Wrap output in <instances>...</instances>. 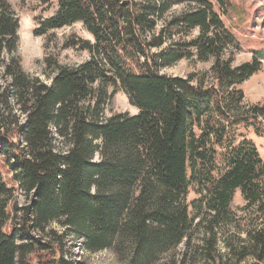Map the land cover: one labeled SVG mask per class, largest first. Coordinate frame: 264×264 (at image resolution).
Returning a JSON list of instances; mask_svg holds the SVG:
<instances>
[{"label":"trees","instance_id":"obj_1","mask_svg":"<svg viewBox=\"0 0 264 264\" xmlns=\"http://www.w3.org/2000/svg\"><path fill=\"white\" fill-rule=\"evenodd\" d=\"M55 1L35 35L81 23L94 42L71 37L66 47L90 60L57 64L47 85L24 71L19 19L0 0V264H77L66 252L71 239L125 264H162L185 241L178 261L185 264L199 225L206 263L264 264V159L238 132L264 136L257 122L264 104L242 110L236 89L260 70L261 54L239 67L225 59L239 50L222 18L230 0ZM184 4L194 8L165 18ZM194 53L214 60V85L162 74ZM119 90L138 114L104 118ZM16 187L26 206L16 203ZM193 189L200 198L189 203ZM238 191L249 214L236 221L230 206ZM220 233L228 235L227 255L216 249Z\"/></svg>","mask_w":264,"mask_h":264},{"label":"rangeland","instance_id":"obj_2","mask_svg":"<svg viewBox=\"0 0 264 264\" xmlns=\"http://www.w3.org/2000/svg\"><path fill=\"white\" fill-rule=\"evenodd\" d=\"M12 7L20 23V42L17 55L21 59L24 71L35 79H40L47 85L51 84V78L54 76L56 65L77 68L80 65L90 60V55L87 51L79 48L66 47L67 41L71 37L81 38L90 42H94L92 35L84 28L81 23L65 27L60 30H53L46 35L36 36L35 30L38 28V21L51 17L57 10V2L54 0H6ZM136 1V0H135ZM231 6L228 12L222 17L226 28L234 35L239 50L229 51L226 53L225 59L232 58L233 66L239 67L246 63H250L258 53L259 62L262 66L260 70L244 82L241 86L236 87L244 93V99L240 108L247 110L248 108L264 104V0H230ZM194 8L190 5L174 6L170 12L166 14V19L169 20L180 15L182 12ZM162 25V23H160ZM198 33L193 32L192 36ZM179 40V37H174ZM192 59H183L171 67L162 70V74L168 77L188 78L195 77L194 84H197L199 79L205 80V86L209 88L215 84L214 78L211 74V69L214 60L201 61L198 59L196 53ZM2 75V74H1ZM5 80L0 78V84ZM108 96L113 92V88L107 89ZM109 98V97H108ZM130 114L137 115L138 110L130 104L128 95L124 91H118L115 97L108 100L105 105L104 118H110L116 114ZM3 115V111H2ZM23 120V119H22ZM21 120V122H22ZM264 127V117H259L257 120ZM2 128V126H0ZM247 139L251 140L257 146L261 157L264 159V136L258 137L255 135L254 129L240 128L238 130ZM4 178L8 181L10 186H14L11 181L12 175L3 167ZM15 201L19 206H26L29 202L24 193L16 187ZM200 198V195L193 189L188 195V202H195ZM246 202L241 193H235L230 210L233 214L232 220H242L248 216L246 209ZM192 210V209H191ZM234 222L230 224L231 232L238 231L235 228ZM203 224V223H202ZM59 234L62 229L54 225ZM229 236H231L229 234ZM243 239L245 235L241 234ZM228 235L218 236L216 249L223 255L228 254L225 240ZM191 247L188 253L189 259L185 264H208L204 251L201 249L205 243L206 238L204 227L200 226L195 231L192 237ZM206 240V239H205ZM66 252L69 260L77 264H125L121 257L117 256L111 251H101L98 253H89L82 246L81 241L71 239L66 243ZM187 251V244L184 241L175 251H172L163 256L162 264H172L175 260H181L183 253ZM224 263L234 264L233 259L225 258ZM242 264H261L254 257H249Z\"/></svg>","mask_w":264,"mask_h":264}]
</instances>
